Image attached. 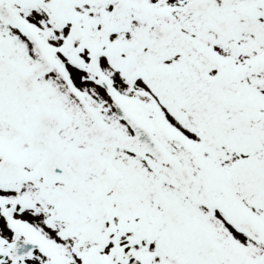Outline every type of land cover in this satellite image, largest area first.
Instances as JSON below:
<instances>
[{
    "label": "snow or ice",
    "instance_id": "snow-or-ice-1",
    "mask_svg": "<svg viewBox=\"0 0 264 264\" xmlns=\"http://www.w3.org/2000/svg\"><path fill=\"white\" fill-rule=\"evenodd\" d=\"M0 264H264V0H0Z\"/></svg>",
    "mask_w": 264,
    "mask_h": 264
}]
</instances>
